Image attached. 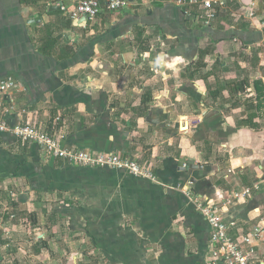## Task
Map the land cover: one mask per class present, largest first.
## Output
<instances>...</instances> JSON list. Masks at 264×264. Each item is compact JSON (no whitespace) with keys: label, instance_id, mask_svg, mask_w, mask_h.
I'll return each instance as SVG.
<instances>
[{"label":"crops","instance_id":"crops-1","mask_svg":"<svg viewBox=\"0 0 264 264\" xmlns=\"http://www.w3.org/2000/svg\"><path fill=\"white\" fill-rule=\"evenodd\" d=\"M176 1L102 5L84 23L74 0H0V81L19 83L0 95L9 124L30 120L63 147L116 153L156 178L71 165L1 133L12 237L0 227V264H206L211 228L188 192L264 264V1L238 19L232 2L210 27Z\"/></svg>","mask_w":264,"mask_h":264},{"label":"built area","instance_id":"built-area-1","mask_svg":"<svg viewBox=\"0 0 264 264\" xmlns=\"http://www.w3.org/2000/svg\"><path fill=\"white\" fill-rule=\"evenodd\" d=\"M75 7L71 16L76 22H93L101 11L102 5L109 11H117L128 4V0H74ZM264 0H177L178 6L196 7L197 11L191 13L186 9L185 14L202 25L210 27L216 20L218 13L228 8L232 2L239 3V11L233 12L235 19L250 18L258 4ZM19 87V83L11 76L0 81V95ZM8 132L20 143H36L41 153L56 159H61L68 164L85 167H109L125 170L135 176L156 180L151 167H146L135 160L122 158L116 153L96 152L83 149L66 148L61 145L55 133H47L36 128L30 120L11 126L4 117L0 103V134ZM250 188H244L227 196L238 200L245 199L251 194ZM188 197L194 201L198 212L208 222L211 228V241L214 246L210 248L206 264H252L253 251H246L238 241H234L229 234L233 224L225 220L217 206L205 204L201 200H194L193 194L188 192ZM4 234L11 238L9 227L0 223ZM248 241V239H245Z\"/></svg>","mask_w":264,"mask_h":264},{"label":"water","instance_id":"water-1","mask_svg":"<svg viewBox=\"0 0 264 264\" xmlns=\"http://www.w3.org/2000/svg\"><path fill=\"white\" fill-rule=\"evenodd\" d=\"M192 167L193 168H203L202 166H195L193 161H189L188 164L185 167H183V169L186 170V169H189V168H192Z\"/></svg>","mask_w":264,"mask_h":264}]
</instances>
